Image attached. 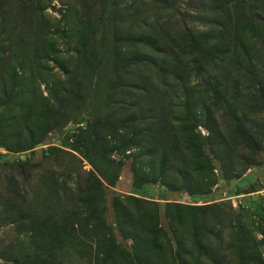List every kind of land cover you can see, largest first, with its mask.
<instances>
[{
  "label": "rangeland",
  "instance_id": "374dc122",
  "mask_svg": "<svg viewBox=\"0 0 264 264\" xmlns=\"http://www.w3.org/2000/svg\"><path fill=\"white\" fill-rule=\"evenodd\" d=\"M233 2L0 0V264H264V0Z\"/></svg>",
  "mask_w": 264,
  "mask_h": 264
},
{
  "label": "trees",
  "instance_id": "16d2710c",
  "mask_svg": "<svg viewBox=\"0 0 264 264\" xmlns=\"http://www.w3.org/2000/svg\"><path fill=\"white\" fill-rule=\"evenodd\" d=\"M242 1V2H241ZM245 2H246V0H234V4L236 3V6L237 7H242L244 4H245ZM238 3V4H237ZM2 5H3V3H1V9H2ZM1 11V10H0ZM3 18H4V15H0V19L1 20H3ZM176 32V31H175ZM177 33V32H176ZM163 36V35H162ZM177 39L178 40H180V41H182L183 42V44L182 45H185L187 42H188V40H193V39H195V36H194V32H191V31H189V30H184L183 32H178L177 33ZM164 38L168 41V39H169V37H165L164 36ZM162 38L160 39V38H158V37H154L153 38V41H151L152 43V45H150V47L152 46V50L153 51H155V52H160L161 54H168V50L165 48V50H163V49H160L161 48V45H162ZM141 42V41H140ZM143 44H145L144 42H142ZM147 44V43H146ZM34 226V225H33ZM35 227H33V229H34ZM32 229V230H33ZM35 230H36V228H35ZM37 230H38V228H37ZM37 230H36V232H37ZM39 234H41L42 235V238H43V240H42V238L40 239V241H39V243L41 244L42 242H49V241H51L52 239H53V236H52V234H51V232L48 230V225H47V223L46 224H44V225H42L41 227H40V229H39ZM42 232H44L43 234H42Z\"/></svg>",
  "mask_w": 264,
  "mask_h": 264
},
{
  "label": "built area",
  "instance_id": "2783aa9c",
  "mask_svg": "<svg viewBox=\"0 0 264 264\" xmlns=\"http://www.w3.org/2000/svg\"><path fill=\"white\" fill-rule=\"evenodd\" d=\"M0 152H1V150H0ZM2 153V152H1Z\"/></svg>",
  "mask_w": 264,
  "mask_h": 264
}]
</instances>
